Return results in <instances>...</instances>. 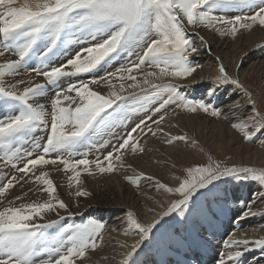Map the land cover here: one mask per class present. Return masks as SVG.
<instances>
[{
	"label": "snow or ice",
	"instance_id": "6c2138e0",
	"mask_svg": "<svg viewBox=\"0 0 264 264\" xmlns=\"http://www.w3.org/2000/svg\"><path fill=\"white\" fill-rule=\"evenodd\" d=\"M241 5L254 9L253 14L233 16L215 14L216 10ZM256 24L264 27V0L258 2L257 0H0V36L4 48V51H0V56L11 51L18 57L0 63V101H2L0 108L7 113H14L0 119V150L3 153L0 160L10 164L13 160L20 159L21 149L16 147L17 142L28 138L34 130L44 127L48 130L46 142L41 145L34 141L35 148H42V152L35 158H31L32 153H27L29 159L24 167L17 168V171L27 175L37 165L56 164L59 161L66 171L73 173L69 181L75 180L77 185L75 195L88 196L90 193L80 187L82 181L78 167L83 165V171L89 173L93 164L101 173H112L117 170V166L123 167L122 150L130 147L133 153L145 151L139 145V141H135L132 136L137 130L143 132L142 125L153 136L157 133L166 135L168 144L188 139L187 136H171L159 126L153 131L146 121L141 120L114 151L107 153L104 157L106 164L99 159L90 161L87 158L76 160L65 158L61 154L66 153L68 157L79 155L73 150L97 125L107 123L104 116L106 110L125 97L117 91L111 92L106 97L89 87V83L99 84L101 80L110 84V79L105 77L87 83L80 81L78 85L69 84L67 88L57 89L50 100L49 112L37 99L46 95L45 84H31L23 87L21 91L17 90V85H24V80L6 85L4 77L19 74V69L34 54V47L42 38L47 40L39 53L41 63H44L51 61L71 30L81 35L86 33L94 41L96 37H101L91 46L81 48L73 58L67 59L66 63L60 66H52L47 71L34 69L37 74L46 77L48 84L51 85H56L64 77L92 72L120 52L142 46L137 61L118 71L125 73L126 79L131 81L128 88L143 91L144 86H150L156 90L157 95L159 90H166L167 98H161L162 102L155 108V113L164 110L165 114L160 115L158 120L152 121L159 125L166 118V107L171 104L191 113L202 110L206 114L210 113L212 117L221 116V111L211 103L205 100L187 99L180 91L184 85L174 83L172 80L157 84L150 79L165 77L187 79L197 71L199 65L193 66L189 57L198 54L200 49L188 36L187 25H205L219 31L221 35L236 37L240 29H251ZM200 41L202 45L207 46L203 36L200 37ZM145 66L151 71H144ZM134 72L140 73L143 79L138 81L137 76L133 75ZM218 73V82L240 84L239 80L229 77L223 63L218 65ZM107 76L115 77L116 73H108ZM119 79L124 80L125 76H120ZM124 87L123 83L119 85L121 91ZM72 92H75L74 96L69 95ZM246 95L252 113L245 119L237 118L240 122L233 123L232 127L243 133L244 139L252 140L257 134L264 132V113L257 110L256 100L252 94L246 92ZM145 102L151 104L152 98H146ZM117 107L124 111V105ZM236 107H239L238 103ZM130 110L142 111L144 103ZM148 119L152 120V117L149 116ZM50 153H58V155L55 159L46 158ZM0 176L3 174L0 173ZM227 177L251 179L264 184V168L226 166L217 161L186 169V176L181 179L178 187H169L157 181L159 188L166 189L170 193H179L182 197L171 202L160 216H168L178 210L183 214L184 209L200 189L208 188L215 181ZM23 178L24 176L21 175L20 179ZM141 178L153 179L144 172H140L137 176L126 177L137 186ZM16 180V176H12L6 183L0 184V196H4L14 186L13 182ZM35 180L42 181L47 186L43 191L49 193L56 191L54 182L48 178L47 172L41 171L40 175L35 176ZM15 199L20 200L21 197ZM55 199V203L50 199L43 203L20 204L19 207L8 206L0 210V264H37L36 257L41 252L49 258L39 260V264H76V259H84L89 249L95 250L99 247L98 241L102 243L104 240L105 225L95 219L79 227L68 226L70 234L66 232L59 238L51 239L46 234L44 229L52 227L58 221L48 220L46 223H37V218L43 219L46 212L54 210L57 206L65 210L68 208L63 200ZM8 203L11 205L12 201ZM257 214L264 215V212L256 213L248 208L243 212L241 219ZM57 215L59 216L58 212ZM59 218L64 219L62 216ZM126 222L128 229L125 230V235L130 230H134L140 239L124 253L120 264H133L131 258L140 244L150 236L159 220L142 223L136 214L129 210ZM224 244L226 250L220 253L218 264H239L240 258L254 248H259L264 254V237L249 238L244 234L237 238L233 233Z\"/></svg>",
	"mask_w": 264,
	"mask_h": 264
},
{
	"label": "bare ground",
	"instance_id": "6f19581e",
	"mask_svg": "<svg viewBox=\"0 0 264 264\" xmlns=\"http://www.w3.org/2000/svg\"><path fill=\"white\" fill-rule=\"evenodd\" d=\"M187 28L188 36H194L196 39V47L200 49L198 54H193V57L198 61L200 67L197 68V71L193 73L191 77L185 80V84L183 83L184 81H181L184 84V87L181 88H183L184 91L186 90L185 93L190 92L194 99L207 100L211 102V104H220L218 109L221 111V116L212 117L206 113H201L202 111L183 113L178 116V119L183 120L186 124L179 128L173 121L174 116L178 115V113H176L173 117L165 118L159 125L152 126L151 128L155 131L159 126L164 129L165 133H170L171 136L176 137L185 136V133L190 129H195L197 133L203 131L207 140L212 142L210 143L213 144L214 148L217 149L222 156H227L231 152H234L232 161L233 163L235 162L237 166H240L239 163H242V167L251 166L264 168V137L253 146L246 142L243 133L232 127L233 123L240 122L237 118L245 119L252 113V107L247 106V97L243 94V90L240 89V84L243 83L253 86L247 79H244L245 76L249 72H253L254 75H257V77L259 76L260 80L264 82V48L261 46L264 43V27H261L259 24L253 25V30H251V32H245L244 30L241 32L240 30L236 37H232L231 35L230 37L228 35L222 37L219 31L205 25H187ZM201 36L204 37L207 46L201 44ZM11 53L13 52L7 51L4 56H0V62L4 63L6 60H10L9 58L12 57ZM61 58L62 57L59 56L56 59L54 55L53 63L59 62ZM39 63L42 65L41 61H39ZM46 63L47 61L43 64ZM220 63L224 64L229 77L239 80V85L231 84L233 87H228L227 82L217 81V76L219 75L218 65ZM39 67L42 68L44 66ZM11 78H13V80H11ZM18 80L25 81L24 85H17V90L21 91L25 86L38 84L39 81H41V76L37 75V73L21 70L18 75H7L4 77L6 85L15 84ZM119 82L121 83V81ZM105 83L106 82L103 81L100 83L101 85H99L101 92L104 94H106V91L103 89ZM128 84L129 83L124 84L125 87L123 91L119 88L120 84L118 86L116 85L120 90V95L129 90ZM106 85L107 89L111 90V83H106ZM65 88H67V86H65ZM46 89V95L38 97L37 99L40 100L42 98L43 101L47 102L46 106L50 112V100L54 92L52 88L48 87ZM55 89L56 87L53 90ZM261 91H264V84L260 89V92ZM131 92H133V90ZM218 93H221L220 96H218ZM69 95L74 96L75 92L69 93ZM237 103L239 107H236ZM256 108L263 112L257 103ZM4 113L5 112H1L0 117L5 115ZM167 138L166 135L160 133L153 136L148 132L146 136H143L142 143L139 144L145 149L143 153L138 151L135 154H131V151V153H126L129 148L124 149L126 152L122 150L124 153L123 167L117 166V170L114 173L109 174L108 177L102 180H98L97 178L82 179L83 183L80 187L90 193L88 196L70 197L66 199L70 196L71 192L65 189L60 191L64 198L63 201L66 200L65 203L71 207L72 211L76 212L74 219L81 220L87 216H95L96 218L106 221H103L104 225L106 224V229L104 228L103 231V242H98L99 247L97 249H89L84 259L74 258L76 259V264H120V261L124 258V253L129 251L130 247L140 239L139 235L134 230H130L128 234L125 235V230L128 229L126 216L129 210L133 211L142 223L147 224L151 223L153 220H159V223L153 229L150 236L144 240L136 250L137 253L140 249H145L146 255L142 256L139 264H218L220 253L226 250L224 242L233 233H235L237 238L244 234H247L249 238L264 237V215L257 214L255 216H249L243 218L241 224L234 223V220L242 216L243 212L247 211L248 208H251L252 211L256 213L264 212V198H262L264 197V190L257 186H250L251 188L248 187L247 189L242 186V189H240V187L237 186L236 189H231V198L233 200L235 199V201L240 200L238 201L239 203L243 201L241 203L242 205L240 206L237 204L232 207V212L226 217L220 215L219 219L211 218L215 220H211L215 224L214 228H210V225H205L199 230H193L189 226V216L187 214H181L183 218L178 226L173 229L171 228L174 238L173 244L167 243L166 250H156L155 247L148 245L156 228H159L174 216V212L168 216H160L161 213L167 210L174 198H172V194L166 189L159 188L157 181L162 184H166L168 181L177 183V175H179L177 164H182V158L193 159L197 156L195 153L200 155L201 152V150L198 152V147L195 148V139L190 137V134L187 135V141H174L172 144L166 142ZM88 140H90V138H88ZM140 140L139 138V141ZM119 144L120 143H116L118 146ZM18 162L24 163V160H17L15 163ZM8 166L11 165L9 164ZM91 172L96 173L95 168L94 171ZM140 172H144L146 176H151L153 179L141 178L138 186L126 179L128 176H137ZM0 173L3 174V176H0V180L2 178V180H4L5 176L10 174L4 171H0ZM32 176L27 179L31 180L33 178ZM57 176L51 180L54 182V180L60 179ZM95 176H98V174ZM17 177L20 178L19 175H17ZM36 182L34 176V181L29 183L33 189ZM3 183L5 182L3 181L0 184ZM45 186L46 185H42L39 191H43V189L47 187ZM169 186H171V184ZM14 190H18V188H11L9 191L13 192ZM35 190L37 189L32 190V193L29 191V198L35 196ZM202 190L203 189H200L194 197ZM250 190L251 196L248 194ZM8 198L10 199L13 197L9 196ZM211 199L214 201L213 205L204 202V207L207 209L208 213L212 214L213 210L217 211L215 201L218 204L219 198L216 199L213 195ZM7 200L5 199L8 204L7 207H15L13 204L14 201L9 205V201ZM225 200L227 202L229 201L228 198ZM225 200H223V202H225ZM38 203L40 202L38 201ZM219 206L220 208H225L224 205ZM186 209L187 208H185L184 211ZM57 212L59 216L66 213L65 210L63 211L57 208L50 212H46L43 219L38 217L37 222L56 218L58 217ZM112 215L113 217H111ZM169 226L172 227L170 224ZM203 233L204 235H202ZM136 253L133 256H135ZM199 253L200 256H198ZM186 256L188 257L187 260H185ZM250 256L253 257L249 258ZM239 264H264V254H262L259 248H254L252 251L246 252L245 255L240 258Z\"/></svg>",
	"mask_w": 264,
	"mask_h": 264
},
{
	"label": "rangeland",
	"instance_id": "374dc122",
	"mask_svg": "<svg viewBox=\"0 0 264 264\" xmlns=\"http://www.w3.org/2000/svg\"><path fill=\"white\" fill-rule=\"evenodd\" d=\"M257 2H258V0H257ZM253 12H254V9L249 8L247 6H244V5H241L238 7H231V8L224 9V10H216L215 14L216 15L233 16V15H252ZM217 27H219V25ZM240 30H241V32L243 30L245 32H251V30H253V27L251 29H240ZM221 36L225 37L224 35H221ZM228 36L230 37V35H228ZM189 37L193 41L194 45L197 46L196 45V39L194 38V36H189ZM100 39H101V37H96V40L94 41L92 39V37L88 36L86 33L84 35H81L79 32H77L75 30H71L70 34L65 38L64 43H62L60 45L59 49L56 51V54H55L56 59H57V57L61 56L62 57L61 60L57 63H53V60H54L53 59L54 56H53L51 61H47L46 64L42 63V65H40L39 61H41V60H40L39 53L44 48L45 44L47 43L46 38H42L41 40H39L37 42V45L34 47V54L27 61V63L19 69V71L26 70V71L31 72V73H37L36 71H34V69H39L41 71L50 70V68L52 66H60L62 63H66L67 59L73 58L75 56V54L81 50V48L89 47L93 43L99 41ZM77 41H79V42H77ZM262 45H264V43ZM0 50L4 51L3 43H2V36H0ZM141 52H142V46L141 47H133L131 49V51L120 52L119 54L115 55L113 58H111L107 62L103 63L101 66H98L92 72L82 73V74H79L78 76H70V77L61 78L56 85L48 84L46 77H44L43 75L37 74V75L41 76V81H39V83L45 84L46 88H48V87L52 88V91L55 92L57 89L65 88V86L68 87L69 84H73V83L75 84L76 83L78 85V83L80 81H84L87 83L89 81H92L93 79H100L101 77H105L106 79H110L111 86H112L110 88L111 90H108L107 85L105 83L103 89L106 91V94L102 93L100 90V87H99V85H101L100 83L103 82L104 80H101V82L99 84L89 83V87L93 91H97L101 95H104L107 97L113 91H117V92L120 91L119 88L116 87V85L118 86L122 82H124L123 84L131 83V81L126 79V74L119 72L118 70L121 68L129 66L132 62H136L137 58L141 54ZM11 55H12V57L9 58L10 60L18 58L14 53H11ZM84 55H86V53ZM189 59H190L193 66L199 65V67H200V64H198V61L195 59V57L191 56V57H189ZM0 63H2V62H0ZM39 66H44V67L40 68ZM144 71H151V69H148L147 66H145ZM108 73H116V76L109 78L107 76ZM133 75L137 76L138 81L143 79V76L140 73L134 72ZM120 76H125V79L120 80L119 79ZM150 79L153 80V83H157V84H163L168 80H172V82H174V83L184 85L186 82L185 80H187L188 78L187 79H173L171 77H165L162 79H154V78H150ZM244 79H247V81L254 86L253 87V86L247 85L245 83L240 84L243 86V87L240 86V89L243 90V94L245 95V97H247L246 98L247 101H248V96L246 95V92H250L251 94L253 93L252 97L253 98L256 97L255 98V100H257L256 103L258 104L259 108H261L263 110V112L262 111L261 112L264 113V100H263L264 99V97H263L264 91L260 92V89L262 88L264 82L262 80H260L259 76L257 77V75H254L253 72H249L245 76ZM11 80H13V78H11ZM258 80H260V81H258ZM119 81H121V83ZM181 81L182 82L184 81L183 82L184 84ZM112 84H115L114 88H113ZM227 85L229 87V86H232L233 84L231 85V83L227 82ZM55 87H56V89L53 90ZM244 88H245V90H244ZM257 89H259V90H257ZM132 90H133V92H131ZM132 90H131V88H129V90H127L125 93H122L121 96H124L125 99L122 101H117V104H114L112 106V108H109L106 110V113H104V116L107 120V123L97 125L88 134L87 138L83 142H81L76 147V149L73 150L74 153H79V155L74 154L71 157H68L66 153L61 154V155H64L65 158H69L71 160L87 158L90 161H96L97 159H99L102 162H104V164H106L107 161H104V157L107 155V153L114 151V149L118 147V145H116V143H122L123 140L125 138H127L128 134L132 133V129L135 128L136 125L139 124L141 120L146 121V123L149 127L155 126L156 124H154L152 121L158 120L160 115L165 114L164 110H162L161 113H158V114L155 113V108L159 107V104L162 102L161 98H165V99L167 98L166 90H164V89L159 90V95H157L156 90H153L150 86H144L143 91H141V89H138V90L132 89ZM182 90H183V88H181L180 91L183 93L184 96L187 97V99L193 100V101H199L198 99H194L192 97V94H190V92L185 93L186 90L185 91L184 90L182 91ZM220 94L221 93H218V96H220ZM148 97L152 98L151 104H148L145 102L146 98H148ZM261 98H263V99H261ZM38 101H39V103L44 104L45 107L47 108V106H46L47 102L43 101L42 98L40 100L38 99ZM205 101L208 102L207 100H205ZM140 103H144V110L138 111V112H133L130 110L134 106L139 107ZM209 103H211V102H209ZM0 104H2V101H0ZM117 105H124V111H121L120 108L117 107ZM212 105H214L217 109L220 106V104H218V103H213ZM247 106H250V105H248V103H247ZM72 107H75V106H72ZM166 111H167L166 118H171L176 113H178V115L174 116L173 121H174L175 125L179 128H181L186 123H184L183 120H179L178 116L180 114H183V113H191V112H188L186 109L177 108V106L175 104L168 105L166 107ZM198 111H202V110H198ZM1 112H5L4 113L5 115H2L0 117V119L5 118V116L8 114H14V113H7L6 110H4L3 108H0V114H1ZM201 113H204V112L202 111ZM207 115H210V113ZM149 116L152 117V120L148 119ZM141 127L143 128V132H141L140 130H137V132L132 133V136H133L135 141H139V138L141 139L139 141V144L142 143L143 136H146L148 133L146 127H144L143 125ZM249 130L251 131L253 129H249ZM188 134H190V137L195 139V148L198 147L197 148L198 152H200V150H201L200 155L195 153L197 156L195 155L196 157H194L193 159H190V158L183 159L182 158V161H181L182 164L181 165L177 164L178 171H179V175H177V179L179 178L178 182L177 183H173L171 181H168V183L166 182L167 185L169 183L171 184V186H169L170 184L168 185L169 187H173V188L178 187L181 179H183L186 176V169H188L190 167L195 168L197 165H207L210 162H217V161L220 162L222 165H226V166L236 165L237 166V164L235 162L233 163V161H232V159L234 157V152L233 153L231 152L227 156H222L221 153L218 152V150L214 148L213 144H211L212 142L207 140V137L204 135L203 131H201V133H199V132L197 133V131L195 129H190L185 133V136H187ZM47 135H48V130L44 127H41L40 129L34 130L33 133L28 138L17 142L16 147L21 149V153H20L21 158L17 159V160H20V161L24 160V163H21V162L15 163V162H17V160H13L10 163L11 166H8L9 164H5L4 160H0V171H4L5 173H10V174L5 176L4 180H2L3 179L2 178L0 180V183H2L3 181L6 183L7 182L6 179H10L12 176H16L17 180L13 182L14 186L12 187V189L18 188V190H14L13 192L9 191V190H11V188H10L4 196L0 197V202H1L0 203V210H2V208H4L5 206L7 207L8 204L5 201V199L6 200L9 199L8 198L9 196H12L13 198L21 197L20 200H16L13 198H10L9 200H7V201H12V202L14 201L13 204L15 207H19L20 204H29V203H33V202L38 203V201L40 203H43V202L48 201L50 199L52 200L53 203H55L56 199H54V198L64 200L63 196L60 193V191L64 190V189L71 192L70 196L66 199H69L70 197L71 198L77 197L75 195V192L77 191V185L75 183V180H72L71 182L69 181V177L72 176L73 173L71 171H66L64 169L63 164L60 163L59 161H57L56 164L37 165L35 168H33L32 172L28 173L27 175H24V174L19 173L17 171V168L24 167L25 162L27 161V159H29L27 153H32L31 158H35L36 155H38L42 152V148L41 149L35 148L34 141L39 142L41 145H43L46 142ZM263 137H264V132L257 134L252 140H246V142L250 143L254 146ZM88 138H90V140H88ZM131 143L132 142H130V144ZM129 149H130V147H129ZM129 149L127 150V152H126V150H123V151H125L126 153H131L132 151ZM85 153L87 154L86 156L84 155ZM135 153L132 152L131 154H135ZM2 154H3L2 150H0V156H2ZM57 155H58V153H50L48 155V157H46V158L55 159ZM239 165L241 166L242 163H239ZM29 167H31V166H29ZM83 167L84 166L80 165L77 169L78 171H81L80 180L82 181V183H83V180L85 178H88V179L97 178L98 180H102V179H105V177H108L109 174H112L115 172L114 171L112 173H108V172L101 173V172H99L98 169L95 168V166L93 164L91 166L93 169L92 171H94V168H95L96 173L91 172V174H89V172L83 171ZM41 171L47 172L48 177H50V179L56 178L55 176L58 175L57 177L60 179L54 180V183H56V184H54L56 191L54 193H49L46 191H39V188L44 184L42 183V181H37L38 183L36 182L35 187H34V189H37V190H35V196L33 198H29V195H28L29 191H31V193H32V190H34L31 187V184H29V183L31 181L33 182L34 176L40 175ZM67 172H69V173H67ZM52 173H53V177H52ZM64 173H67V174H64ZM97 174H98V176H95ZM176 174H178V173H176ZM17 175H19L20 177H21V175H23L24 178L20 179L17 177ZM92 175H94V176H92ZM30 176H32L33 178L31 180H28L27 178ZM237 186L240 187V189H242L241 186L243 188H246V189L250 186L251 187L257 186L258 188H260V189L262 188L264 190V184H261L259 181H255V180H251V179L245 180V179H236V178H232V177H227V178H223L221 180L215 181L213 185H209L208 188H204L196 197H194L193 200L188 205L189 209L187 207V209L183 212V215L187 214L189 216V217L187 216L189 221H190L189 226L193 230H199L202 227H204L205 225H207V226L210 225L209 226L210 228H214L215 224L211 221L214 219H211V218H218L219 219L220 215H223L224 217H226L232 212V210H231L232 207H234L237 204L241 206L242 205L241 203L243 201L239 203L238 201H240V200L235 201V199L233 200L231 198L232 197L231 189L232 190L236 189ZM250 192H251V190L248 191L249 196H251ZM56 194H57V197H56ZM171 194L173 196L172 198H174L173 201L182 198L179 193H175V192L173 193L172 192ZM213 195H214V197H216V199H218V198L219 199H218V204L215 201V204L217 205V207H216L217 211L213 210L212 214H211V213H208L207 209H205L204 202H207L208 204L213 205L214 201L211 199V197ZM60 197H62V198H60ZM225 197L228 198V200H229L228 202L225 200V199H227ZM223 200H225V202H223ZM219 205H221V206L224 205L225 208H220ZM225 205H227V206H225ZM57 208H59V207L57 206L55 209H57ZM62 210L64 211L65 209H62ZM68 210H70V211H68ZM65 211H66V213L64 215L63 214L61 215L62 217H64L63 220L59 219L60 216L53 218L51 220H57L58 223L53 225L50 228L44 229L46 234H48L51 239H55V238H59L60 236H64L66 232L68 234H70L68 226L79 227V226L87 223L91 219H95L101 223H103V221L106 222L105 220H101L99 218H96L95 216H87L86 218L81 219V220L74 219L76 212L72 211L71 207H69V209L67 208V210H65ZM70 212L72 213L71 215H69ZM111 217H113V215ZM182 218L183 217L181 216V213L179 210L174 212V216H172L166 223L161 225L159 228H156V230L153 232V234L151 236L152 237L151 240L148 242V245L155 247L156 250H160V249L166 250L167 243L173 244V242H174V238L172 236V229L176 228V226H178V224L180 223ZM235 220H234V223H236V224L240 223L241 224L243 219H241V216H240V217L236 218ZM47 221L37 222V223H46ZM169 224L172 225V227H170ZM105 229H106V227H105ZM202 235H204V233ZM165 244H166V246H165ZM144 255H146L145 249H140L136 253V255L131 258L133 264H139L142 256H144ZM198 256H200V253L198 254ZM252 257L253 256H250L249 258H252ZM48 258H49L48 255H46L44 253H42V252L38 253L37 257H36L37 264H39V260L48 259ZM187 259H188V257L186 256L185 260H187Z\"/></svg>",
	"mask_w": 264,
	"mask_h": 264
}]
</instances>
